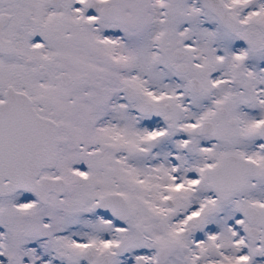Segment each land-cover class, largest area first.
<instances>
[{
	"label": "snow or ice",
	"instance_id": "6c2138e0",
	"mask_svg": "<svg viewBox=\"0 0 264 264\" xmlns=\"http://www.w3.org/2000/svg\"><path fill=\"white\" fill-rule=\"evenodd\" d=\"M0 264H264V0H0Z\"/></svg>",
	"mask_w": 264,
	"mask_h": 264
}]
</instances>
